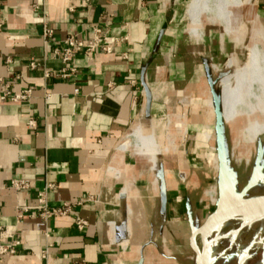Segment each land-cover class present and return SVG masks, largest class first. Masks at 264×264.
<instances>
[{"label": "crops", "instance_id": "1", "mask_svg": "<svg viewBox=\"0 0 264 264\" xmlns=\"http://www.w3.org/2000/svg\"><path fill=\"white\" fill-rule=\"evenodd\" d=\"M185 3L0 0V94L30 89L18 102L0 100V242L19 241L0 264H176L178 253L188 254L190 232L202 224L191 192L211 166L218 198L226 185L208 159L216 152L208 75L219 71L205 47L216 33L205 25L204 38L191 34ZM94 26L110 51H80L64 64V39H86ZM229 171L237 194L251 175L237 189ZM13 179L28 187L11 188ZM45 189L50 207L71 203L74 213L41 218L37 195Z\"/></svg>", "mask_w": 264, "mask_h": 264}, {"label": "rangeland", "instance_id": "2", "mask_svg": "<svg viewBox=\"0 0 264 264\" xmlns=\"http://www.w3.org/2000/svg\"><path fill=\"white\" fill-rule=\"evenodd\" d=\"M192 1L194 0H186L185 3L186 13L184 26L188 28L191 34H198V36H201V38H204V31L201 27H204L205 25H210L211 28L215 29V38L210 35L212 37V41L209 39V42H206L208 46L205 47L206 51L209 53L207 54V56L213 55L216 63H218L215 64L216 71H219L217 75L215 73V79H219L222 74L228 72L231 69L228 65V60L231 57L234 58L235 63L238 65H243L245 63L246 51L243 47L254 43L255 36H258V42L264 49V0L238 1L240 2V5H242H239L237 12L240 14V16L244 17L238 19L235 27L229 28L231 27L229 26V31H225V26L220 23V21H218L216 17L212 15V12L205 11L202 9L207 7L210 8L213 3L212 0H198L197 6L198 9H201V13L198 15L197 20L190 18L187 9L188 4ZM242 1H244V5ZM246 13H248V16H246ZM213 39H215V41H213ZM216 89L220 92L218 83H216ZM262 108H264V104L262 105ZM236 118H238L237 121H235L236 124L233 123L232 126L228 125L227 123H224V150L228 168L235 174V177L237 178V189H239L252 173L257 157L256 146L258 143L264 144V133L258 134L256 139H254L245 150V148H243V146L241 145L251 134V124L254 118L251 117V119L249 120L248 118H250V115L247 116L245 113H240L238 116H236ZM165 121L167 126H171V120L168 116H166ZM173 125L179 127V130H181V125L179 123ZM244 128L246 129L244 130ZM180 133V142H183L187 135L185 130L180 131ZM170 149H172L175 153L178 151L179 148L176 145V140L173 144V147H170ZM208 159H211L210 163H212V165L215 167L217 164L215 149L213 150L212 154L209 155ZM258 166H262V170L264 171V145L263 154ZM153 168L157 171L156 164L155 166H153ZM213 170L214 169L212 166L210 168H206V171L204 172H206V175L210 178L202 181V189L200 186L199 190H197L196 188L191 192V200L193 202L192 215L194 216L195 224L202 223L204 218L208 216L217 206V202L214 203L213 200H211V195L209 193L210 190H215L216 188L214 182L215 172ZM200 177H202V175H200ZM224 189V193L220 196V201H222V197L226 199L227 196V198L229 199L231 196L233 197L234 194H236L232 189L231 183L230 186ZM203 191L205 193L204 201L202 200L199 202V204H197L199 197L201 196L200 194ZM263 193L264 180H261L260 183H258V185L251 189V191L248 193V198L255 199ZM212 196L213 198H218V193L214 192ZM230 230L231 225L226 224L220 232L219 236L224 237L228 234ZM248 240L249 239L247 238L244 229H240L236 237L235 243L239 246V248L247 247L249 244ZM174 241V244L177 245L178 239H175ZM196 248H201V240L199 237L196 240ZM193 251L190 249L187 255L185 252L178 253V259L176 260V264H194L193 259L195 258V251ZM217 252H219V249L212 250V252L210 253L211 264H239V255L237 251H226L220 256L217 255ZM183 256H186L187 258H184V260L181 261V258ZM260 261L261 260L259 254L254 257L248 255L246 261L243 264H260Z\"/></svg>", "mask_w": 264, "mask_h": 264}, {"label": "bare ground", "instance_id": "3", "mask_svg": "<svg viewBox=\"0 0 264 264\" xmlns=\"http://www.w3.org/2000/svg\"><path fill=\"white\" fill-rule=\"evenodd\" d=\"M197 1L198 0L190 2L187 9L189 17L194 20H197L198 15L201 13V9H198ZM212 1L213 3L210 8L207 7L202 9L212 12V15L225 26V31H229V26H231L229 28L235 27L238 19L244 17L240 16L237 12L240 5L238 1L240 0ZM242 2L244 5V1ZM246 16H248V13H246ZM243 48H245L246 51L245 63L243 65H238L235 63L234 58L231 57L228 60V65L231 69L219 77L218 85L220 88L221 110L224 123L232 126L238 119L236 116L240 113H245L247 116L250 115V118H248L249 120L251 117L254 118L251 124V134L241 145L246 150L248 145L256 139L258 134L264 133V108H262L264 104V49L258 42V36H255L254 43L244 46ZM181 129L184 131L182 125ZM245 129L246 128H244V130ZM140 143L141 142H139V144ZM153 166H155V164H153ZM227 185L230 186V183ZM227 185L226 187H228ZM214 192L213 189L209 192L211 200H213L214 203L218 202L221 214L239 211L242 208L246 209V214L244 217L235 218L225 223L220 222L221 217H213L204 229V250L202 251L199 248L200 255L198 258L195 256L193 263L211 264L210 253L212 250L219 249V252H217L218 256L226 251H237L239 255V264H243L248 255L254 257L258 254L261 260L260 264H264V208L252 212L248 211L251 205L255 203V200L260 198L261 195L255 199L251 198V200L248 198L249 196L238 197L234 194V196H231L229 199L227 196L226 199L222 197V201H220V198H213L212 195ZM262 195H264V193ZM226 224L231 225V230L224 237H220V232ZM240 229H244L249 239L247 247L239 248L235 243Z\"/></svg>", "mask_w": 264, "mask_h": 264}, {"label": "water", "instance_id": "4", "mask_svg": "<svg viewBox=\"0 0 264 264\" xmlns=\"http://www.w3.org/2000/svg\"><path fill=\"white\" fill-rule=\"evenodd\" d=\"M145 67L141 70V76H140V83L143 88L144 96H145V112L146 114H149L150 106H151V92L145 82ZM216 83H218V79H212L208 75V84L210 88L211 93V100H212V106H213V113H214V119H215V138H216V154H217V162H218V180H219V186L221 188L225 187V185L231 183L230 180L232 178V174L230 173L227 164H226V158H225V150H224V136H223V130H224V121L222 117V110H221V95L220 92L216 89ZM263 145L261 143L257 144V157L255 166L253 168L252 174L247 180V182L244 184V186L240 189V191L236 194L238 197H246L249 194V191L261 180L264 179V171L262 170V166H258L259 162L261 160L262 154H263ZM159 169L157 170V176H159V179L161 180V197L162 200L165 198V192H164V185H163V179H162V170L160 165H158ZM253 205V206H252ZM248 211L252 212L255 210H259L264 208V195H261L260 198H257L255 200V203L252 204ZM251 209V210H250ZM246 214V209H241L239 211H233L228 213H220V207L217 206L215 209L205 217L204 221L201 225L194 228L190 234L189 237V245L191 250L195 251V256L198 258L200 255V250L196 249V240L199 237L201 240V250H204V243H203V231L208 225L209 221L213 217H221V223H225L229 220L244 217ZM193 251V252H194Z\"/></svg>", "mask_w": 264, "mask_h": 264}, {"label": "built area", "instance_id": "5", "mask_svg": "<svg viewBox=\"0 0 264 264\" xmlns=\"http://www.w3.org/2000/svg\"><path fill=\"white\" fill-rule=\"evenodd\" d=\"M3 27V23L0 20V31ZM52 33V30L49 28H44L43 34L45 36H49ZM95 49H99L100 51L109 52L110 47L103 42L102 38V29L99 26H94L91 29V32L89 34V37L86 39H80L76 38L75 36H69L64 39V46L59 51L61 55L62 62L64 64H67L71 61L72 57L80 51H93ZM58 50L55 51V53ZM35 66V62H30V67L33 68ZM70 71H72V68H69ZM30 89H24L19 94H8L6 92L0 94V100L6 101L9 100L11 102H18L20 100L26 99L29 96ZM10 187L15 190H24L28 187V182L26 180H20V179H13L10 181ZM52 188L51 185H48L46 189ZM46 189L42 192H39L37 195V214L46 220L47 218L53 216V215H65V214H71L73 212V205L71 203H64L60 207H50L47 202L45 201V192ZM75 226L77 229L81 230L86 225V222L79 218L75 217ZM19 244V241L17 239H14L10 243H3L0 242V256L1 255H11L15 253L16 246Z\"/></svg>", "mask_w": 264, "mask_h": 264}]
</instances>
